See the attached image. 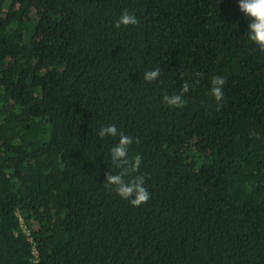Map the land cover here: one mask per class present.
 <instances>
[{"label":"trees","instance_id":"16d2710c","mask_svg":"<svg viewBox=\"0 0 264 264\" xmlns=\"http://www.w3.org/2000/svg\"><path fill=\"white\" fill-rule=\"evenodd\" d=\"M238 5L0 0V264H264V52ZM108 125L139 141V207L105 186Z\"/></svg>","mask_w":264,"mask_h":264},{"label":"clouds","instance_id":"9594fccd","mask_svg":"<svg viewBox=\"0 0 264 264\" xmlns=\"http://www.w3.org/2000/svg\"><path fill=\"white\" fill-rule=\"evenodd\" d=\"M240 11L251 21L248 26V39L257 46V48L264 52V0H239ZM139 19L135 13H130L124 10L119 19L115 22L114 27L119 29L122 26L128 27L138 25ZM161 75L159 67L154 70H146L143 74V79L147 82H154ZM202 73H195L196 80L194 83L184 81L179 94L169 96L163 95V101L172 108H183L187 101L184 99V94L188 93L191 88L200 83ZM183 79V76H181ZM226 84V77L216 75L211 79L210 95L214 98L216 104L222 107L224 100L223 88ZM100 138L110 136L118 137V143L111 148V161L115 168L120 169L116 174L107 172L106 187L114 188L116 194L123 200H127L133 207H139L145 204L150 199V192L144 186L145 176L143 174L133 175L139 173L142 156L135 154L129 156V149L133 143H138V139L134 141L133 137L126 135L123 131L118 130L115 125H108L101 127L98 131ZM131 176V179L126 180L125 177Z\"/></svg>","mask_w":264,"mask_h":264},{"label":"built area","instance_id":"2783aa9c","mask_svg":"<svg viewBox=\"0 0 264 264\" xmlns=\"http://www.w3.org/2000/svg\"><path fill=\"white\" fill-rule=\"evenodd\" d=\"M32 253H33V256L36 257V255H37V251H36V249H35L34 246H33V251H32Z\"/></svg>","mask_w":264,"mask_h":264}]
</instances>
